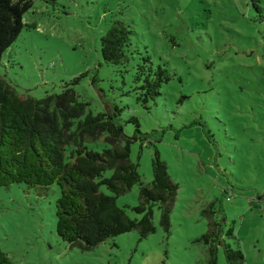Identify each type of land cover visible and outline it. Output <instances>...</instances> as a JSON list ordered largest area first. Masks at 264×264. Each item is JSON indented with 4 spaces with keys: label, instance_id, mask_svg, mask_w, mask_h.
<instances>
[{
    "label": "rangeland",
    "instance_id": "1",
    "mask_svg": "<svg viewBox=\"0 0 264 264\" xmlns=\"http://www.w3.org/2000/svg\"><path fill=\"white\" fill-rule=\"evenodd\" d=\"M254 1L260 10L252 0H36L24 21L37 28L23 29L0 76L38 99L79 78L88 112L115 104L127 135L137 130L133 117L145 134L164 132L156 146L179 195L170 235L156 209L157 231L147 239L133 230L83 251L57 235L58 185L42 196L25 185L0 187V247L14 264H206L207 247L195 240L209 229V208L225 230L234 228L238 242H229L238 243L244 264H264V0ZM115 19L133 32L126 69L107 65L100 52ZM147 55L172 80L144 107L133 76ZM103 140L92 148L102 151ZM153 156L148 143L132 145L146 184ZM139 194L135 185L117 199L132 218H140L131 210ZM218 263L227 264L222 248Z\"/></svg>",
    "mask_w": 264,
    "mask_h": 264
},
{
    "label": "trees",
    "instance_id": "2",
    "mask_svg": "<svg viewBox=\"0 0 264 264\" xmlns=\"http://www.w3.org/2000/svg\"><path fill=\"white\" fill-rule=\"evenodd\" d=\"M56 5L59 0H45ZM36 0H0V64L6 52L17 42L25 27V15ZM255 7L260 10L256 2ZM131 27L115 19L101 38L100 52L104 63L126 69L131 62ZM172 80L169 71L155 65L150 55L142 56L133 76L138 102L148 107L162 96L165 84ZM97 81L94 79L93 84ZM79 78L65 83L60 94L38 99L21 94L0 76V187L25 185L39 195H46L58 185L56 232L71 247L90 251L108 239L137 230L140 240L157 231L155 210H160V225L171 234L172 214L179 195V185L172 179L169 166L156 146L165 133L145 134L137 118L131 122L136 132L129 136L122 123L123 109L105 103L104 112H88L89 103L80 100L75 89ZM104 139L102 151L92 148ZM140 141L154 147L153 180L143 182L139 164L131 160V148ZM111 173L110 176L107 174ZM140 186V202L131 208L140 218H132L117 199ZM106 188L110 194L102 189ZM209 229L195 243L207 247L206 264H219L222 248L227 264H244L245 255L234 228L225 230L223 223L204 212ZM0 264H14L0 247Z\"/></svg>",
    "mask_w": 264,
    "mask_h": 264
}]
</instances>
